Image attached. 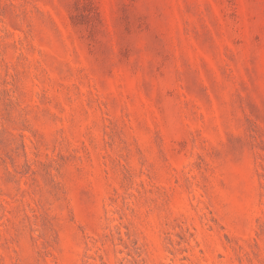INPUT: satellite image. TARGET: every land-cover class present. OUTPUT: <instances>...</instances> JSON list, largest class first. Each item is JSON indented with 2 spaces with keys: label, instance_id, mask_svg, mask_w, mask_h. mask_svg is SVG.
<instances>
[{
  "label": "rangeland",
  "instance_id": "obj_1",
  "mask_svg": "<svg viewBox=\"0 0 264 264\" xmlns=\"http://www.w3.org/2000/svg\"><path fill=\"white\" fill-rule=\"evenodd\" d=\"M0 264H264V0H0Z\"/></svg>",
  "mask_w": 264,
  "mask_h": 264
}]
</instances>
